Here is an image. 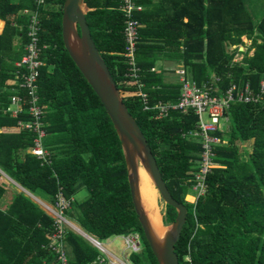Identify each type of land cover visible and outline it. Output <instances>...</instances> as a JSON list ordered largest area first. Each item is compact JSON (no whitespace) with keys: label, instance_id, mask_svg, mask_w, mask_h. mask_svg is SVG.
<instances>
[{"label":"trees","instance_id":"trees-1","mask_svg":"<svg viewBox=\"0 0 264 264\" xmlns=\"http://www.w3.org/2000/svg\"><path fill=\"white\" fill-rule=\"evenodd\" d=\"M39 1L0 0V20L4 21L0 33V201L11 184L4 175L23 189L9 199L6 209L0 208V264H55L47 249L54 220L31 195L50 205L61 195L69 201L64 216L97 240L138 234L143 246L139 253L129 255V261L158 264L131 202L121 143L102 104L64 48V0ZM133 1L145 9L153 3ZM247 1L158 0L161 12L152 23L141 11L135 12L133 17L145 25L139 28L137 41L136 61L143 83L139 89L125 77L122 0H84L94 44L144 134L167 189L186 208L175 245L179 264H264V98L258 103L236 101L246 84L257 91L264 80V9L255 20ZM24 11L37 12L40 45L45 46L37 85L45 111L49 164L29 152L34 135L18 125L30 116L12 117L6 112L17 86L14 63L28 42L29 15ZM2 26L0 21V31ZM243 38L250 46L241 52L238 47L244 45ZM159 49L164 50L162 58L178 60L185 79L197 87L214 82L217 95L237 88L235 101L225 112L228 126L213 133L221 140L215 147L216 167L206 175V190L195 202L185 201V196L189 201L196 196L191 188L201 145L187 133L194 129L197 117L192 111H170L167 117L156 118L155 105L176 103L183 85L165 83L161 73L151 70ZM238 54L240 61L235 60ZM139 91L147 94L149 110H144ZM249 141L251 152H240L239 144ZM82 190L86 196L78 200ZM175 218V209L165 204L163 225ZM83 237L67 230L68 264H88L100 255Z\"/></svg>","mask_w":264,"mask_h":264},{"label":"built area","instance_id":"built-area-1","mask_svg":"<svg viewBox=\"0 0 264 264\" xmlns=\"http://www.w3.org/2000/svg\"><path fill=\"white\" fill-rule=\"evenodd\" d=\"M42 2L39 1V3ZM142 7L135 4L133 0H122L120 10L123 12L125 20L123 27L124 37V52L126 73L125 77L137 85L141 89L143 83L141 82V70L137 65L136 52L137 41L139 37L140 22L136 20L133 15L135 12L141 11ZM24 13L29 15L27 24V38L28 42L24 46V54L21 59L14 63V94L11 96L10 104L6 112L10 113L12 117H17L19 113H26L30 116L27 122H19L18 125L22 130H28L33 135V145L29 152L35 156L42 163L49 164L51 160V153L44 146V139L46 131L44 129V105L40 104L38 95V76L39 70L43 66L40 59L44 45H40V20L37 12ZM182 78V92L176 103L158 102L155 105L157 111L156 118H165L170 111H180L188 113L192 111L197 117L195 127L187 135L196 139L201 145V152L199 157L198 171L193 175V189L198 190L197 197L204 194L206 190L205 177L210 173L211 169L216 167L214 162L215 147L221 143L219 137L213 133L219 130V122L223 119L227 122L225 116L229 105L235 101L233 92L237 89L232 86L224 94H215L213 88L214 82L203 84L200 88L194 82L186 80L184 72L181 71ZM217 81V79H213ZM138 89V90H139ZM215 95H213V93ZM139 96L144 103V110H149L148 96L146 93L139 91ZM264 98V80L259 84L258 90L254 91L248 84H246L239 92L236 101L243 103H258ZM223 142V141H222ZM225 143V142H223ZM54 206L44 205L46 211L54 220V229L51 240L47 249L54 255L55 264H68V256L66 254V247L64 236L67 230H71L78 234H82L91 243V245L100 254L98 258L88 264H128V258L124 260L114 257L102 243L95 237L85 235L76 225L68 221L64 216V211L69 208V201L58 195ZM67 229V230H66ZM123 245L131 253H138L140 251L141 240L138 234H129L121 237Z\"/></svg>","mask_w":264,"mask_h":264},{"label":"water","instance_id":"water-1","mask_svg":"<svg viewBox=\"0 0 264 264\" xmlns=\"http://www.w3.org/2000/svg\"><path fill=\"white\" fill-rule=\"evenodd\" d=\"M87 11L84 0H64L61 17L64 48L99 99L121 143L131 202L157 263L179 264L175 245L185 223L186 208L171 196L144 134L123 103L113 77L91 37L85 19ZM140 168L148 174L164 203L176 211L175 220L168 228L164 226L166 229L162 235L156 233L142 205Z\"/></svg>","mask_w":264,"mask_h":264},{"label":"rangeland","instance_id":"rangeland-1","mask_svg":"<svg viewBox=\"0 0 264 264\" xmlns=\"http://www.w3.org/2000/svg\"><path fill=\"white\" fill-rule=\"evenodd\" d=\"M246 6L249 8V11L254 16V19L255 20H258L261 17L262 11L264 9V0H249V1L246 2ZM243 43H244L243 46H239L238 47L239 51H241V52H244L250 46V41L247 40L246 38H243ZM232 48H230V49H232ZM251 53H252V51L250 52V54ZM241 58H242V55L241 54H238V55H236L235 60L236 61H240ZM179 74H182V73L179 72ZM172 76H174V75H172ZM170 77H171V75H167V79H170ZM181 78H182V75H181ZM227 126H228V122H225L223 119H221L220 122H219V128L220 129H226ZM251 148H252V141L239 144V151L240 152L250 153L251 152ZM245 156L246 155H244V157L242 156L241 158L242 159H245ZM4 177L7 178L6 176H4ZM7 180L10 181L8 178H7ZM193 188L194 187H192L191 189L193 191H195L196 196L193 198L192 201L187 200L186 199V196H185V201H187V202H195V199L197 198V195L199 194V191L198 190H194ZM7 189H9V191H11V192L14 191V190H11L10 187L7 188ZM156 192H157V190H156ZM15 193H16V190H15ZM157 195H158V205H159V208H160V216H161V222H162V218H163L164 212H165V203L161 199V197H160V195H159L158 192H157ZM85 196H86V193H85V191L82 190V191H80L77 194L76 198L78 200H82ZM10 198L11 197L7 193V190H6V193L4 194L3 199L0 201V208L6 209L7 203H8V201H9ZM38 200L40 202H42V203H40V205L42 207H45L44 205H49L50 206V204L47 201H44L41 198H38ZM35 201H36V203L38 202L37 200H35ZM37 204L39 205V203H37ZM51 206H54V205H51ZM68 221H70V220H68ZM70 222L73 223L74 225H76L77 228H79L78 224H76L73 221H70ZM162 225H163V223H162ZM163 226H165L166 228L169 227V225H163ZM73 233L76 234V235H79V236L83 237L82 235H80V234H78L76 232H73ZM99 241L107 249V251H109L114 257H116L118 259H121V260H124L123 258H128L129 259V250L127 248H125V246L123 245V239L121 237H114V238H111L110 237V238H108L106 240H99ZM140 246H141L140 247V251H141L142 246H143L142 242H141V245ZM128 264H132V263L128 260Z\"/></svg>","mask_w":264,"mask_h":264},{"label":"crops","instance_id":"crops-1","mask_svg":"<svg viewBox=\"0 0 264 264\" xmlns=\"http://www.w3.org/2000/svg\"><path fill=\"white\" fill-rule=\"evenodd\" d=\"M157 6H158V0H153V3L150 4L148 7H146L147 11L145 8H142L141 12L139 14H141L144 19H147V21H149V23H152V21H158L157 14L161 11L158 9ZM163 14L164 13L159 14V17H162ZM0 21L3 22V26H2L1 31H0V33H1L2 29L4 27V21H2V20H0ZM184 21H186V20L184 19ZM141 23H143V24H141V27L143 28L145 26L144 21L142 20ZM159 50H160V52H158L159 56L155 62L154 68H152L151 70L154 72H157V73L158 72L161 73L165 83H180L181 74H179V72H181V71L185 72V69L183 68L182 64L178 60H173V59H169V58H162L160 55H162L164 53V50H162V49H159ZM167 75H171L170 79H167ZM172 75H174V76H172ZM4 176H6V175H4ZM6 177L11 181V182L8 181L7 178L4 177L9 183H11L9 187L11 188V190H14L11 192V191H9V189H7V193L12 198L13 195L17 194L18 191H22L23 189L19 185H17L14 181H12L8 176H6ZM9 187H7V188H9ZM15 190H16V193H15ZM31 197L34 200H37L38 203H42L38 200L37 197H34L32 195H31ZM79 229L82 231V229L80 227H79Z\"/></svg>","mask_w":264,"mask_h":264},{"label":"bare ground","instance_id":"bare-ground-1","mask_svg":"<svg viewBox=\"0 0 264 264\" xmlns=\"http://www.w3.org/2000/svg\"><path fill=\"white\" fill-rule=\"evenodd\" d=\"M139 189L142 205L149 217V220L158 235H162L166 229L161 222L160 208L158 205V195L148 174L140 168Z\"/></svg>","mask_w":264,"mask_h":264}]
</instances>
